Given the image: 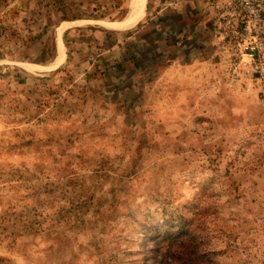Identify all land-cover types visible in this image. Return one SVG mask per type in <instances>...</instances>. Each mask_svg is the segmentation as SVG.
I'll list each match as a JSON object with an SVG mask.
<instances>
[{
    "label": "rangeland",
    "instance_id": "obj_1",
    "mask_svg": "<svg viewBox=\"0 0 264 264\" xmlns=\"http://www.w3.org/2000/svg\"><path fill=\"white\" fill-rule=\"evenodd\" d=\"M217 6L0 0V264H261L264 96Z\"/></svg>",
    "mask_w": 264,
    "mask_h": 264
},
{
    "label": "built area",
    "instance_id": "obj_2",
    "mask_svg": "<svg viewBox=\"0 0 264 264\" xmlns=\"http://www.w3.org/2000/svg\"><path fill=\"white\" fill-rule=\"evenodd\" d=\"M223 28L222 38L232 40L237 56L247 61L246 73L264 96V0H215ZM261 264H264V256Z\"/></svg>",
    "mask_w": 264,
    "mask_h": 264
},
{
    "label": "trees",
    "instance_id": "obj_3",
    "mask_svg": "<svg viewBox=\"0 0 264 264\" xmlns=\"http://www.w3.org/2000/svg\"><path fill=\"white\" fill-rule=\"evenodd\" d=\"M172 220H176V217H174ZM172 227H177V226L173 225ZM173 231H175V230H173ZM170 232H172V231L170 230ZM156 233L157 234L154 235L153 241L160 243V245H163V242H164V233L165 232H161V230H160V231H158ZM154 239H156V240H154ZM156 247H158V245H156ZM158 254H159V257L161 258L160 261H159V264H164V251H161Z\"/></svg>",
    "mask_w": 264,
    "mask_h": 264
}]
</instances>
